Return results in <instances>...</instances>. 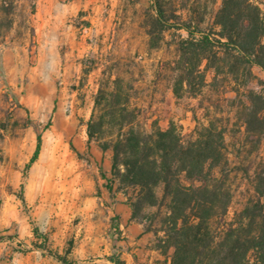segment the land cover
I'll return each instance as SVG.
<instances>
[{"label": "rangeland", "instance_id": "374dc122", "mask_svg": "<svg viewBox=\"0 0 264 264\" xmlns=\"http://www.w3.org/2000/svg\"><path fill=\"white\" fill-rule=\"evenodd\" d=\"M161 1L170 21L201 29L221 3ZM155 17L154 0H0V264H169L154 247L164 205L132 217L138 188L121 187L101 147L123 117L147 131L172 121L184 140L198 122L215 121L224 129L229 217L254 197L264 135L247 134L238 119L245 99L231 83L211 84V71L175 93L187 33L171 28L152 40ZM91 118L105 138L89 139ZM38 134L39 155L26 167ZM119 203L131 210L127 224ZM130 221L141 231L130 233Z\"/></svg>", "mask_w": 264, "mask_h": 264}, {"label": "trees", "instance_id": "16d2710c", "mask_svg": "<svg viewBox=\"0 0 264 264\" xmlns=\"http://www.w3.org/2000/svg\"><path fill=\"white\" fill-rule=\"evenodd\" d=\"M154 6L152 40L171 28L187 33L178 42L175 93L179 94L178 84L205 83L211 71V84L231 83L245 99L237 109L245 132L264 135V77L254 72L256 67L264 75V0H221L213 26L206 29L191 21H170L161 0H154ZM135 120L119 119V128L101 141V147L111 150V173L121 187L138 188L132 217L145 205H164L154 247L169 264H264V165L255 172L254 197L229 217L232 193L223 174L224 129L210 119L198 122L194 138L184 140L172 121L166 129L147 131L137 128ZM97 125L103 122H88L89 139L105 138ZM41 142L38 134L26 167L37 159Z\"/></svg>", "mask_w": 264, "mask_h": 264}, {"label": "crops", "instance_id": "0c3cea01", "mask_svg": "<svg viewBox=\"0 0 264 264\" xmlns=\"http://www.w3.org/2000/svg\"><path fill=\"white\" fill-rule=\"evenodd\" d=\"M115 212L119 215L121 219V225L122 223L127 224L129 222V219L131 217V210L126 204H117L115 207ZM127 230L133 235H135L136 233L141 231V226L130 221V223L127 225Z\"/></svg>", "mask_w": 264, "mask_h": 264}]
</instances>
